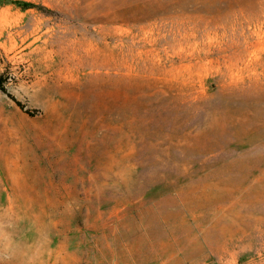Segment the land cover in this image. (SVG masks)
<instances>
[{
	"label": "rangeland",
	"instance_id": "rangeland-1",
	"mask_svg": "<svg viewBox=\"0 0 264 264\" xmlns=\"http://www.w3.org/2000/svg\"><path fill=\"white\" fill-rule=\"evenodd\" d=\"M0 264H264V0H0Z\"/></svg>",
	"mask_w": 264,
	"mask_h": 264
},
{
	"label": "trees",
	"instance_id": "trees-1",
	"mask_svg": "<svg viewBox=\"0 0 264 264\" xmlns=\"http://www.w3.org/2000/svg\"><path fill=\"white\" fill-rule=\"evenodd\" d=\"M0 88H2V81H1V79H0Z\"/></svg>",
	"mask_w": 264,
	"mask_h": 264
}]
</instances>
